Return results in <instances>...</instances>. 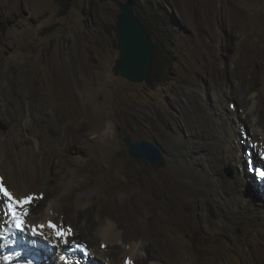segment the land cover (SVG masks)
I'll return each instance as SVG.
<instances>
[{
    "label": "rangeland",
    "instance_id": "374dc122",
    "mask_svg": "<svg viewBox=\"0 0 264 264\" xmlns=\"http://www.w3.org/2000/svg\"><path fill=\"white\" fill-rule=\"evenodd\" d=\"M127 1L0 0V147L10 148L4 140L12 131L9 107H14L15 113L21 111L27 120L35 118L37 123L31 125L38 130L35 134L42 147L47 146L44 156L48 157V146L50 152L60 149L56 145L59 136L77 143L65 152L75 161L59 176L58 184L87 164L88 146L102 143L114 165L105 170L101 165L95 177L82 174L84 181L73 192L94 189L89 197L91 216L115 223L125 239L146 241L152 252L166 258L165 264H203L201 251L180 259L175 247L165 242L166 238H175V242L186 239L177 232L176 210L167 201L162 203L161 189L165 196L168 193L191 204L199 231L201 208L213 226L225 225V233L215 241L218 254H228L227 247H218L220 243L242 241L246 228L256 224L248 217L233 219L222 214L210 193L189 195L170 180L177 177L181 185L208 188L205 170L194 167L189 157L185 163L173 153L185 150L180 135L196 131L193 121L204 120L206 109L217 108L216 100L222 93L233 94L234 104L238 99H245L247 106L255 103L261 111L259 118L264 119V0H132L158 31L154 74L161 83L148 79L135 83L120 74L121 51L115 27L120 4ZM176 99L181 101L175 103ZM252 99L256 100L252 103ZM181 108L187 117L165 121L169 110L178 113ZM204 122L207 132L212 131L211 123ZM241 127L240 119L232 116L230 129L239 133ZM88 130L96 132L94 141L85 140ZM125 131L134 142L147 139L159 143L167 164L153 166L134 159ZM242 138V148L249 147ZM52 159L57 161L54 153ZM243 161H247L244 156ZM229 170L233 169L227 167L224 174L232 177ZM244 170L247 172L240 164L238 171ZM156 172L162 174L161 186L154 177ZM181 173H186L185 177H179ZM253 181H257L256 175ZM248 191H252L249 184L243 189ZM39 236L47 238L44 233ZM74 240L87 242L96 249V259L103 261L98 256L101 244L96 231L83 232ZM56 260L58 264L63 261L54 254L53 263Z\"/></svg>",
    "mask_w": 264,
    "mask_h": 264
},
{
    "label": "bare ground",
    "instance_id": "6f19581e",
    "mask_svg": "<svg viewBox=\"0 0 264 264\" xmlns=\"http://www.w3.org/2000/svg\"><path fill=\"white\" fill-rule=\"evenodd\" d=\"M226 11L229 12V8ZM224 93L219 95L222 98L216 100L217 108L206 109L203 115L201 113L203 119L211 123L212 131L207 132L204 120H194L193 122L197 124V130L194 131L193 129V131L187 132L188 136L180 135L179 137L185 143V150L173 153L175 154L174 157L179 156L182 162L187 163L186 158L189 157L194 167H202L209 177L206 180L208 188L184 183L181 185L180 182L176 181L177 177L169 180L173 185L182 188L189 195L210 193V195L208 194L209 197L218 204L222 214L233 219L248 217L256 224L253 227L246 228L242 241L234 239L229 244L220 243L218 247H227L228 254H218L214 249V246L217 245L215 241L221 234L225 233V225L221 223L220 226H213L207 217L206 211L201 208L202 213L199 223L202 226V232L199 231L197 222L193 218L191 204H187L175 197L171 198L168 193L165 196V192L161 189V201L162 203L167 201L169 206L176 210L174 220L180 224V229H177V232H181L186 239V241L175 242V238H166L165 242L175 247L176 254L180 259L195 256L201 251L203 255H199V260L203 264H264V193L253 190V188L249 193L243 192V189L247 188L249 184L248 172L250 171L247 170L246 172L244 170L243 173L238 171V166L242 164L244 156L242 145L239 142L240 136H249L257 147V151L264 153V119L259 118L258 113L261 111L258 108L256 109V105L253 103L256 99H252L253 104L251 106L249 104V107L245 99H238L239 103L234 104L236 103L235 96ZM180 101V99H176L175 103ZM9 110L11 112L9 120L12 122V131L4 140L7 143L9 142L10 148L0 147V183L17 198L33 197V202L28 206L29 215L30 213L33 214L32 220L29 219L28 221V224L31 223V228L32 226L44 225V228L38 229V231L44 233L47 238L60 243L62 247L68 245L83 232L96 231L101 244L98 256L101 255L104 261L101 260V264L166 263V258L152 252L146 241L125 239L115 223L112 222L111 224L104 217V219H94L91 216L89 197L94 189L73 194L76 188L81 186L84 181V179L81 180L82 174L95 177L101 165H103L104 170L114 165L107 157V151L102 143L99 142L88 146L86 149V168L85 166L81 167L78 174L73 176L70 174L71 177L68 175L64 176L63 180L58 184L59 176L72 166V161H75L65 152L72 146L76 147L77 143L73 142L74 140L64 138L60 140L59 136L56 145L60 149L50 152L48 146L47 152L49 153H47L48 157H46L43 154L47 146L42 147L43 144L35 134L37 129L34 130L31 125L36 122L35 118L30 116V120L25 119V115L21 111L14 112V107H9ZM185 114V110L181 108L178 113L174 110H169L166 116L163 117L167 123H173L181 120ZM232 116L238 117L244 125L239 133L230 129ZM185 117H187V114ZM95 134L96 132L88 130L87 133H84L85 140L94 141L96 139ZM67 140L71 143L64 147L63 144ZM167 141L169 144L171 143L168 139ZM53 153L57 158L55 162L52 159ZM52 164L55 165L53 172ZM115 164V166L118 165L116 162ZM227 167H231L234 170L235 177L225 176L224 170ZM143 174L140 176H143ZM185 175L186 173H181L179 177L182 178ZM154 177L156 181L159 180L158 185L161 186L162 174L156 172ZM0 198L6 201L2 194H0ZM69 203H73L74 206L69 207L71 206H68ZM160 208L163 220H165L163 209L162 207ZM166 220L170 222L168 219ZM83 221L84 224H82ZM49 222L65 232L63 239L55 237L53 230L48 228ZM95 225L98 227L96 226L97 228H95ZM66 232H69L68 237ZM194 234L196 235L195 237L192 236ZM193 241L198 242V244L190 245L189 243ZM39 244L43 247L41 242ZM90 249L93 255L96 254V249L95 251L91 247ZM52 255L54 256V254ZM57 261L53 263L52 259L49 263L58 264ZM96 261L99 262V260L95 259L93 263ZM0 264L2 263L0 262ZM59 264L65 263L61 261Z\"/></svg>",
    "mask_w": 264,
    "mask_h": 264
},
{
    "label": "clouds",
    "instance_id": "9594fccd",
    "mask_svg": "<svg viewBox=\"0 0 264 264\" xmlns=\"http://www.w3.org/2000/svg\"><path fill=\"white\" fill-rule=\"evenodd\" d=\"M127 2H132V0H128ZM132 3L134 5V8L137 12L139 19L141 20L140 15H139L140 10L136 8L134 2ZM120 9H121V6H120ZM117 20H118V17H117ZM116 27H117V23H116ZM117 33H118V28H117ZM154 38L156 37H153V38L151 37L153 41H154ZM154 51H155V41H154ZM153 57H154V52H153ZM120 63H119V71H120ZM152 63H153V58H152ZM151 67H152V64H151ZM150 72H151V68H150ZM149 75L147 77L149 81L153 80L155 83L162 82V79L160 77L153 75L152 78L150 79ZM129 137L131 136L129 135ZM243 137L244 138H242V141L248 142V144L250 145L249 147H247L246 145H243L244 146L243 149L245 153L244 158H246L247 161H243V163L241 164V168L244 167L245 169L250 171L249 175L251 176L249 179L250 180L249 190H252V186H253V190H258L260 191V193H264V178L260 177L258 174L260 170H264V153H259L257 151V147L251 142V138L249 136L243 135ZM154 143H156L162 149L163 155L166 161L164 164H158V165L165 166L167 164L165 151L159 143L157 142H154ZM128 150H129V147H128ZM129 154L131 155L130 151H129ZM132 157L136 159L134 156ZM136 160H140V159H136ZM147 162L153 165L151 162L149 161ZM153 166H157V165H153ZM232 171L233 170H229L230 176L234 175L232 174ZM255 175H256V180H257L256 182L253 181V176ZM6 203L7 202L4 201L3 198H0V262L2 264H44V263L48 264L49 261L53 259L52 257H54L52 254L59 256L60 260H63L65 264H68V263L70 264H101L100 261L97 263H93L96 257L91 253L90 245L83 240H73L68 245L62 247L60 243H57L56 241L51 240L49 238H44L41 236H33L31 234V224H28L29 214L27 215V217H25V229L26 230L24 232L15 231L11 227V220H10V216L7 214L8 209H7ZM66 235L68 237L69 232H66ZM38 241L43 244V247H41ZM50 264H53V263H50Z\"/></svg>",
    "mask_w": 264,
    "mask_h": 264
},
{
    "label": "water",
    "instance_id": "95a60500",
    "mask_svg": "<svg viewBox=\"0 0 264 264\" xmlns=\"http://www.w3.org/2000/svg\"><path fill=\"white\" fill-rule=\"evenodd\" d=\"M117 28L121 51L120 74L136 83L147 79L152 64L154 41L144 28L132 2L122 3ZM129 151L136 159L147 160L153 165L164 164L162 149L154 142L141 139L134 142L125 132Z\"/></svg>",
    "mask_w": 264,
    "mask_h": 264
},
{
    "label": "snow or ice",
    "instance_id": "6c2138e0",
    "mask_svg": "<svg viewBox=\"0 0 264 264\" xmlns=\"http://www.w3.org/2000/svg\"><path fill=\"white\" fill-rule=\"evenodd\" d=\"M259 176L264 178V170L259 171ZM0 194L6 198V206L8 209V215L11 220V227L15 231L24 232L25 229V217L29 214L28 206L33 202V197L26 196L17 198L9 191L2 183H0ZM44 225L32 226L31 234L33 236L41 235L42 233L38 229H43ZM48 228L52 229L57 239H63L65 232L57 228L55 224L49 222Z\"/></svg>",
    "mask_w": 264,
    "mask_h": 264
},
{
    "label": "trees",
    "instance_id": "16d2710c",
    "mask_svg": "<svg viewBox=\"0 0 264 264\" xmlns=\"http://www.w3.org/2000/svg\"><path fill=\"white\" fill-rule=\"evenodd\" d=\"M67 5L65 4V7ZM140 14V18L143 22V25L145 27V29L147 30V32L150 34V36L153 38V37H156L158 35V31L156 29H154L150 22L148 23L147 20L145 19V16L144 14L140 11L139 12ZM115 30L117 31V27H115ZM157 49H158V46H157V43L155 42V51H154V57H153V63H152V67H151V72H150V79L152 78L154 74V71H155V64H156V57H157Z\"/></svg>",
    "mask_w": 264,
    "mask_h": 264
}]
</instances>
